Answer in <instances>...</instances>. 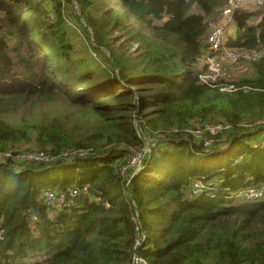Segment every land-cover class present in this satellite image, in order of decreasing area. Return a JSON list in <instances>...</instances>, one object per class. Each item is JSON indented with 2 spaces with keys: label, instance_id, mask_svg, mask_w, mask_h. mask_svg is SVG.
Returning a JSON list of instances; mask_svg holds the SVG:
<instances>
[{
  "label": "trees",
  "instance_id": "trees-1",
  "mask_svg": "<svg viewBox=\"0 0 264 264\" xmlns=\"http://www.w3.org/2000/svg\"><path fill=\"white\" fill-rule=\"evenodd\" d=\"M226 4L49 0L46 21L32 0H0V153L33 142L50 158L21 172L0 163V264H134L137 241L141 264H264V198L235 197L264 186V56L215 87L196 69ZM70 20L91 31L93 58L71 56ZM233 28L225 47L264 52V8L235 11ZM55 102L95 118L68 129L32 116ZM139 122L156 148L131 177ZM193 122L226 125L225 147L207 150ZM71 187L87 194L49 217L41 193Z\"/></svg>",
  "mask_w": 264,
  "mask_h": 264
},
{
  "label": "rangeland",
  "instance_id": "rangeland-1",
  "mask_svg": "<svg viewBox=\"0 0 264 264\" xmlns=\"http://www.w3.org/2000/svg\"><path fill=\"white\" fill-rule=\"evenodd\" d=\"M32 1H33V3L39 4V10L43 11V17L45 18L46 21H52L53 20V14H52L51 8H49V6H48L49 0H32ZM74 6H75L74 12H76V14L80 17L79 12H78V6L75 2H74ZM38 20H40V19L38 18ZM79 21L80 22L75 21V20H74V22L71 20L69 21L71 24V27H72L71 31L73 33H75V34H72V36H71V38L74 39L72 42L73 43L72 44L73 52L71 53V56L74 59L77 57L82 58L86 55H90L93 58L95 55L93 53V50L97 47V45L94 43V40L92 39L91 31L88 29V27H86L84 22H82L83 20H79ZM215 23L211 25V28H212V26L215 25ZM82 28L84 30H86L87 32L82 33V35L79 36V38L76 37V34L81 33ZM86 33L88 35V38H86ZM204 43L206 44V39H205ZM206 49H207V45H206ZM99 50L102 53L107 52L103 48H99ZM238 52H240V51H238ZM95 58H96V56H95ZM251 62H252L251 60H245V61L237 63V64H231L226 60V58L220 57L219 63H220V66L222 68V72H224V74H225L224 79L222 81H225V83H233V82H237V81H239L245 77H249L250 73H251V70H250ZM196 69L200 73L206 72V70H207L202 65V61L200 60V58L196 62ZM37 105H42V106L38 107L32 115L36 120L41 119L42 116L62 118L65 126L68 129H73L75 126H82L83 124L91 121L92 118H95L92 111H89L87 109L86 110H84V109L80 110V109L69 108L63 102H55V103H51L49 105L47 103H38ZM219 123H222V122H219ZM258 123H260V126H264V117L259 119ZM192 125H193V127H192L191 134L195 136V140L197 142H199L201 144L203 143V146H204L205 140L210 138L209 139V141H211L210 145L204 146L207 148V150L210 151V150H214V149H222L225 147L224 145L226 143V139H225L224 135H222V134L215 135L216 133L213 129V127H215V126H209L212 124H209L207 122H205L204 124H198V123L193 122ZM140 127H142V124L139 122L138 123V129H140ZM142 130L144 131V128ZM207 135H209V136L206 137ZM263 135H264V133H263ZM256 138H258V136H256ZM259 141L260 142H258L257 145H260V144L264 145V137L259 138ZM155 142H156L155 139H151L147 136V134H145L144 155H142V157L138 156L136 158V163H134L135 166L133 167L134 170L131 174V177H133L134 175L139 173L141 170H143L144 161L151 156L152 150L156 148V146L153 144ZM255 147H256V145H255ZM37 152H39V151L36 150V148L33 146V142L21 143L18 146V150H14L12 152L4 153V154L0 153V163H2L4 161L5 157H7V159H10L15 164L13 166V168L16 171H20V172L21 171H29L34 166H36L38 164H46L47 165L50 160L49 161L47 160V162H45V163H40V162H34V160H32V159H28V156L35 154ZM14 153H16V154H14ZM67 157L68 156H66V158ZM67 161H70V159H68V160L64 159L63 160V162H67ZM195 183H198L202 187H204V183L199 182L198 179H196V182H194L192 184V189H193V185ZM262 188H264V186L260 187V189H262ZM245 195H246L245 191L244 192H237L235 194V197H237V198L238 197H245ZM38 256H41V255H35L29 259H26L25 261H19V264L20 263H31ZM135 263H136V261L134 262V264Z\"/></svg>",
  "mask_w": 264,
  "mask_h": 264
},
{
  "label": "built area",
  "instance_id": "built-area-1",
  "mask_svg": "<svg viewBox=\"0 0 264 264\" xmlns=\"http://www.w3.org/2000/svg\"><path fill=\"white\" fill-rule=\"evenodd\" d=\"M264 8V0H227L226 7L220 12L218 19L214 26H212L207 39V49L206 51L200 55V60L202 61V65L207 69L206 72H201L198 76L199 81L207 86L215 87L224 79V72H222V68L220 66L219 60L220 57L226 58V60L231 64H237L243 62L245 60H251L252 62L261 59L264 56L263 51H235L234 49H230L224 46L225 42L234 32L233 28V13L238 10H246V11H256ZM199 58L197 60H199ZM232 86L228 88H222L221 90H232ZM209 126L213 127L215 131V135L220 132H225L227 130V126L221 123L212 124ZM207 135L206 137H208ZM210 139V138H209ZM209 139L205 140L204 146L210 145ZM156 145V142L153 143ZM152 145V144H151ZM145 149L141 153L135 154V156L130 160V166L134 167L136 163V158L138 156L142 157L144 155ZM28 159L34 160V162L45 163L50 159L41 152H37L28 156ZM139 160V159H138ZM203 187L195 183L193 185V194L197 195L201 193ZM246 199L250 200H261L264 198V188L260 189H250L245 191ZM87 194V187H83L82 189H77L76 187H71L67 191H57V190H44L41 193L40 201L43 205L47 207V209L54 215L63 209H66L73 205L76 199L80 196H85ZM36 217H31V222H36ZM1 233V231H0ZM140 246L139 242L135 243L134 249L136 250ZM45 259V256L41 255L34 259L33 262H42ZM136 261V258H135ZM141 263V261H140Z\"/></svg>",
  "mask_w": 264,
  "mask_h": 264
},
{
  "label": "water",
  "instance_id": "water-1",
  "mask_svg": "<svg viewBox=\"0 0 264 264\" xmlns=\"http://www.w3.org/2000/svg\"><path fill=\"white\" fill-rule=\"evenodd\" d=\"M140 131H141L143 137L145 138V133H144V131L142 130V127H140ZM127 195L129 196L128 193H127ZM135 258H136V263H135V264H141V263H140V258H139V248H137V249L135 250Z\"/></svg>",
  "mask_w": 264,
  "mask_h": 264
},
{
  "label": "crops",
  "instance_id": "crops-1",
  "mask_svg": "<svg viewBox=\"0 0 264 264\" xmlns=\"http://www.w3.org/2000/svg\"><path fill=\"white\" fill-rule=\"evenodd\" d=\"M234 33V32H233ZM231 36H233V34L231 35ZM49 211V210H48ZM48 215H49V217H51L52 216V213L51 212H48Z\"/></svg>",
  "mask_w": 264,
  "mask_h": 264
}]
</instances>
